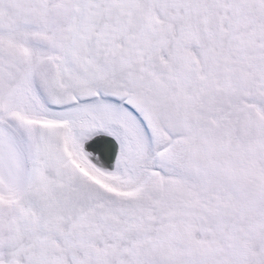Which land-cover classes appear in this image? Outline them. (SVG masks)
Wrapping results in <instances>:
<instances>
[{
	"label": "snow or ice",
	"instance_id": "1",
	"mask_svg": "<svg viewBox=\"0 0 264 264\" xmlns=\"http://www.w3.org/2000/svg\"><path fill=\"white\" fill-rule=\"evenodd\" d=\"M0 264H264V0H0Z\"/></svg>",
	"mask_w": 264,
	"mask_h": 264
}]
</instances>
